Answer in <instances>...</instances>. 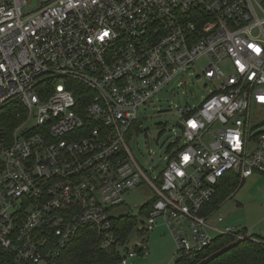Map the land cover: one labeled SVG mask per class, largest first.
Masks as SVG:
<instances>
[{"label":"built area","instance_id":"built-area-1","mask_svg":"<svg viewBox=\"0 0 264 264\" xmlns=\"http://www.w3.org/2000/svg\"><path fill=\"white\" fill-rule=\"evenodd\" d=\"M200 58L213 89L175 107L182 146L155 183L127 132ZM254 173L264 176V0H0V264H55L84 230L109 249L111 210L143 180L152 196L136 231L162 217L176 258L219 235L260 241L207 210L226 176ZM139 254L145 240L120 264Z\"/></svg>","mask_w":264,"mask_h":264},{"label":"rangeland","instance_id":"rangeland-1","mask_svg":"<svg viewBox=\"0 0 264 264\" xmlns=\"http://www.w3.org/2000/svg\"><path fill=\"white\" fill-rule=\"evenodd\" d=\"M204 60H196L189 68L181 71L160 89L138 111V119L133 122L126 135V144L146 176L157 182L156 177L164 169L167 159L182 146L179 136V118L173 112L175 107L192 109L199 107L202 100L213 89V85L203 76ZM228 72L230 68L223 66ZM33 127V121L21 126L16 134L25 135ZM152 191L143 180L140 185L126 191L123 201L111 210L112 216H132L135 228L119 247L121 255L126 249L145 240L148 256L139 254L132 259L134 264H175L177 244L162 217L155 219L153 230L141 234L136 231L147 221L148 202ZM217 217L224 220L217 226L234 227L264 238V176L254 173L244 180L233 196L224 200L215 210L209 222Z\"/></svg>","mask_w":264,"mask_h":264},{"label":"trees","instance_id":"trees-1","mask_svg":"<svg viewBox=\"0 0 264 264\" xmlns=\"http://www.w3.org/2000/svg\"><path fill=\"white\" fill-rule=\"evenodd\" d=\"M10 119L8 113L5 116L6 122H3L4 129H9L10 123L14 122L12 119L9 121ZM241 185L236 176H226L210 201L208 212L216 210ZM114 220L117 244H113L106 250L101 249L95 233L84 230L61 252L55 264H120L119 246L123 245L135 228L136 219L124 215ZM255 237L260 241L238 240L224 235L216 236L212 244L201 251L184 254L180 258L175 257V264H264V238Z\"/></svg>","mask_w":264,"mask_h":264},{"label":"crops","instance_id":"crops-1","mask_svg":"<svg viewBox=\"0 0 264 264\" xmlns=\"http://www.w3.org/2000/svg\"><path fill=\"white\" fill-rule=\"evenodd\" d=\"M236 192V191H235ZM235 192H234V194H235ZM232 196H233V194H232ZM224 220V219H223ZM137 257V256H136ZM134 259V258H133ZM134 264V263H133Z\"/></svg>","mask_w":264,"mask_h":264},{"label":"snow or ice","instance_id":"snow-or-ice-1","mask_svg":"<svg viewBox=\"0 0 264 264\" xmlns=\"http://www.w3.org/2000/svg\"><path fill=\"white\" fill-rule=\"evenodd\" d=\"M104 35H107V33H105Z\"/></svg>","mask_w":264,"mask_h":264}]
</instances>
